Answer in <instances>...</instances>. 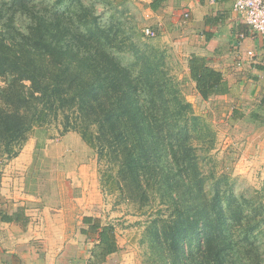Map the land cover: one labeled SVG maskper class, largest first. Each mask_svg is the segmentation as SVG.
I'll use <instances>...</instances> for the list:
<instances>
[{"label": "trees", "instance_id": "obj_1", "mask_svg": "<svg viewBox=\"0 0 264 264\" xmlns=\"http://www.w3.org/2000/svg\"><path fill=\"white\" fill-rule=\"evenodd\" d=\"M117 1L114 16L127 9ZM100 16L86 0H0V159L17 157L32 133L41 151L46 126L59 123L97 149L99 162L107 156L105 173L127 199L153 209V264H264V186L250 210L229 175L203 169L191 137L212 143L215 133L196 130L203 118L171 88L162 57L124 20ZM189 77L203 99L219 94L223 74L202 58L190 59ZM26 208L0 209V219L27 225ZM82 221L94 242L84 264H102L119 249L116 228L93 215Z\"/></svg>", "mask_w": 264, "mask_h": 264}, {"label": "rangeland", "instance_id": "obj_2", "mask_svg": "<svg viewBox=\"0 0 264 264\" xmlns=\"http://www.w3.org/2000/svg\"><path fill=\"white\" fill-rule=\"evenodd\" d=\"M111 1L115 4V0H86L95 5L102 22L111 24L118 19L124 20L127 29L132 30L128 34L133 33L135 38H140V44L147 46L144 48L147 52H156L162 57L164 68L171 76V88L178 89L192 103L194 112L203 118L196 130L203 131L204 127L207 131L206 124L210 132L215 133L212 143L210 135L200 138L190 136L197 147L201 166L207 172L214 169L216 176L229 175L228 181L233 184L235 194L241 200H249L250 210L254 206L257 210L264 186V145L260 153L255 150H259L257 142L264 140V120L254 118L243 105L239 109L230 97L202 98L188 74V49L179 35L171 31L169 23L164 26L152 22L148 2L118 0L119 3L122 1L118 9L124 6L127 9L123 14L117 12L114 16L116 12ZM147 27L155 29L156 35L148 36ZM124 36L121 33V37ZM120 55L124 63L133 59L130 52ZM46 128L44 135L49 139L41 151L30 149L27 157L17 164H11L17 157L0 159V204L3 210H10L8 200L2 197L9 195V183L16 180L19 195L37 196L45 206L44 212L36 217V214L30 216L29 224L34 227L33 232L37 228L41 232L42 243L65 246L63 264H82L90 256L94 242L80 231L84 226V215L100 217L104 223H112L116 228L119 249L108 256L106 264H153L146 236V226L153 209H142L127 199L128 194L121 191L111 179L112 175L105 173L107 156L99 162L98 150L89 146L80 134L63 132L59 123ZM196 130L192 129V135L197 133ZM33 137L32 133L25 145ZM48 173V178H44L43 175ZM53 211L59 215L54 216ZM60 231L61 243L58 239Z\"/></svg>", "mask_w": 264, "mask_h": 264}, {"label": "crops", "instance_id": "obj_3", "mask_svg": "<svg viewBox=\"0 0 264 264\" xmlns=\"http://www.w3.org/2000/svg\"><path fill=\"white\" fill-rule=\"evenodd\" d=\"M144 1L148 2L152 22L164 26L169 23L171 31L179 35L188 49L190 59L202 58L206 65L223 74L219 94L209 99L230 97L239 109L243 105L254 118L264 120V35L254 32L245 17L234 10V0H156V9L151 7L155 0ZM259 141V150H255L258 153L264 145L263 139ZM35 142V137L31 138L11 164L26 158L28 151L34 150ZM17 186L18 181H11L9 195L2 197L9 202L8 212L26 206L30 219L45 211L39 197L19 195ZM2 207L0 204L1 210ZM53 215L59 213L53 211ZM33 228L29 222L23 225L0 219V264H63L65 246L42 243L41 232L38 228L33 232ZM58 239L61 243V231Z\"/></svg>", "mask_w": 264, "mask_h": 264}, {"label": "built area", "instance_id": "obj_4", "mask_svg": "<svg viewBox=\"0 0 264 264\" xmlns=\"http://www.w3.org/2000/svg\"><path fill=\"white\" fill-rule=\"evenodd\" d=\"M234 10L245 17L254 32L264 35V0H234ZM146 34L155 36L156 30L147 27Z\"/></svg>", "mask_w": 264, "mask_h": 264}]
</instances>
